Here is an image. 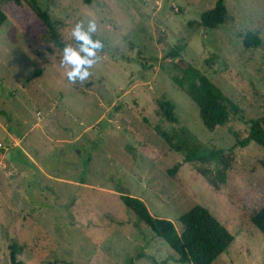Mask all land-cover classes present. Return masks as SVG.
I'll list each match as a JSON object with an SVG mask.
<instances>
[{"label": "rangeland", "instance_id": "1", "mask_svg": "<svg viewBox=\"0 0 264 264\" xmlns=\"http://www.w3.org/2000/svg\"><path fill=\"white\" fill-rule=\"evenodd\" d=\"M0 0V264H189L140 221L120 198L142 199L155 217L171 219L195 204L207 207L235 236L213 264H264V235L250 221L263 203L264 149L233 151L226 182L215 188L195 164L182 162L155 124L168 129L158 102L175 104L178 124L215 148L248 134L264 119V0H226L227 21L189 26L217 0H35L62 40L94 19L102 41L84 82H69L62 47L24 0ZM254 33L260 43L246 47ZM184 44L180 57L167 54ZM193 64L241 108L226 126L205 127L198 108L173 82ZM41 68L39 75L35 71ZM264 127V121H263ZM12 152V160L7 153Z\"/></svg>", "mask_w": 264, "mask_h": 264}, {"label": "trees", "instance_id": "2", "mask_svg": "<svg viewBox=\"0 0 264 264\" xmlns=\"http://www.w3.org/2000/svg\"><path fill=\"white\" fill-rule=\"evenodd\" d=\"M18 7L24 8V0H11ZM29 8L37 18L34 32L48 34L50 40L60 47L67 43L62 40L60 32L47 11L40 8L35 0L29 2ZM228 18L226 0H217L213 8L204 11L199 20H191L189 26L197 25L203 28L214 29L224 24ZM7 13L0 6V27L6 22ZM94 39H98L93 34ZM260 39L252 32L244 39L246 47H257ZM184 44L178 43L167 54L168 57H180ZM179 72L173 76V82L182 90L198 108L200 119L205 127L213 130L218 126H226L230 114L239 115L241 108L232 99L213 83L205 73L193 64L187 63L178 66ZM41 68L35 71L39 75ZM158 113L163 121L171 124L164 129L159 123L155 130L165 140L169 148L183 153V160L169 168L167 172L174 176L184 162L193 163L199 174L208 180L215 188L226 182L227 173L233 165V151L237 147L248 146L251 142L264 149V127L261 118L245 120L249 125L248 134L241 137L234 133L235 143L228 148H215L207 145L184 125L178 124L179 118L175 112V104L163 99L158 102ZM264 168V158L260 161ZM121 200L140 221L151 227L155 234L164 239L177 253L178 261L189 264H213L224 252H227L235 240L229 229L216 218L211 211L201 205L195 204L183 212L178 218V226L171 220L155 217L151 214L146 203L139 197L129 194H120ZM250 221L264 235V198L262 205L250 214ZM11 261L15 260V247L11 246ZM154 264H159L155 262Z\"/></svg>", "mask_w": 264, "mask_h": 264}, {"label": "clouds", "instance_id": "3", "mask_svg": "<svg viewBox=\"0 0 264 264\" xmlns=\"http://www.w3.org/2000/svg\"><path fill=\"white\" fill-rule=\"evenodd\" d=\"M97 30L94 19L87 23L77 21L71 29V37L75 46L66 44L62 49L61 64L67 66L65 73L69 82H84L90 76V69L96 63L98 50L103 47L99 39H94Z\"/></svg>", "mask_w": 264, "mask_h": 264}, {"label": "water", "instance_id": "4", "mask_svg": "<svg viewBox=\"0 0 264 264\" xmlns=\"http://www.w3.org/2000/svg\"><path fill=\"white\" fill-rule=\"evenodd\" d=\"M7 156H8L9 159L12 160V158H13V156H12V152H8V153H7Z\"/></svg>", "mask_w": 264, "mask_h": 264}, {"label": "built area", "instance_id": "5", "mask_svg": "<svg viewBox=\"0 0 264 264\" xmlns=\"http://www.w3.org/2000/svg\"><path fill=\"white\" fill-rule=\"evenodd\" d=\"M0 148L3 149L4 146H3L2 144H0ZM3 150L6 152V151H8V148L6 147V148H4Z\"/></svg>", "mask_w": 264, "mask_h": 264}]
</instances>
